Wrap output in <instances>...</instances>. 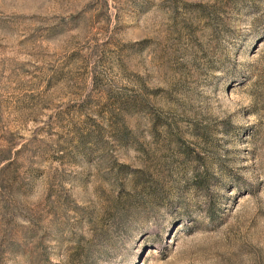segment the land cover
I'll return each instance as SVG.
<instances>
[{"label": "rangeland", "instance_id": "obj_1", "mask_svg": "<svg viewBox=\"0 0 264 264\" xmlns=\"http://www.w3.org/2000/svg\"><path fill=\"white\" fill-rule=\"evenodd\" d=\"M0 264H264V0H0Z\"/></svg>", "mask_w": 264, "mask_h": 264}]
</instances>
